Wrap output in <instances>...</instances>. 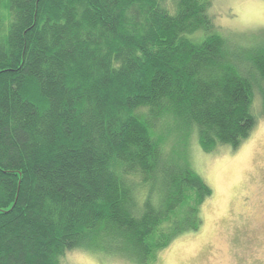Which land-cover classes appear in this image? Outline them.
I'll use <instances>...</instances> for the list:
<instances>
[{
	"label": "trees",
	"instance_id": "trees-1",
	"mask_svg": "<svg viewBox=\"0 0 264 264\" xmlns=\"http://www.w3.org/2000/svg\"><path fill=\"white\" fill-rule=\"evenodd\" d=\"M212 1L0 0V264H156L199 230L181 146L235 151L264 119V44L246 58Z\"/></svg>",
	"mask_w": 264,
	"mask_h": 264
},
{
	"label": "rangeland",
	"instance_id": "rangeland-1",
	"mask_svg": "<svg viewBox=\"0 0 264 264\" xmlns=\"http://www.w3.org/2000/svg\"><path fill=\"white\" fill-rule=\"evenodd\" d=\"M211 13L221 34L238 37L246 58L264 44V0H213ZM258 120L235 151L204 154L198 146H181L180 157L188 150L190 169L204 179L211 197L201 207L199 230L173 240L156 264H264V119ZM183 210L178 207L177 215ZM59 264L128 263L77 250Z\"/></svg>",
	"mask_w": 264,
	"mask_h": 264
}]
</instances>
